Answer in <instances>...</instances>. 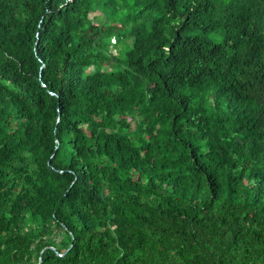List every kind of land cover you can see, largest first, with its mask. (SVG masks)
Instances as JSON below:
<instances>
[{"label": "trees", "instance_id": "1", "mask_svg": "<svg viewBox=\"0 0 264 264\" xmlns=\"http://www.w3.org/2000/svg\"><path fill=\"white\" fill-rule=\"evenodd\" d=\"M0 264H264V0H0Z\"/></svg>", "mask_w": 264, "mask_h": 264}, {"label": "rangeland", "instance_id": "2", "mask_svg": "<svg viewBox=\"0 0 264 264\" xmlns=\"http://www.w3.org/2000/svg\"><path fill=\"white\" fill-rule=\"evenodd\" d=\"M207 37L209 38V39H211V40H213V41H216L217 39H218V35L217 34H214V33H209V34H207ZM130 42V41H129ZM128 41L126 42V40H125V44L126 43H129ZM123 46H122V44H119L118 46H117V48H113V47H111V51H112V53H114V54H116L117 52H119L118 50L120 49L121 50V48H122Z\"/></svg>", "mask_w": 264, "mask_h": 264}]
</instances>
